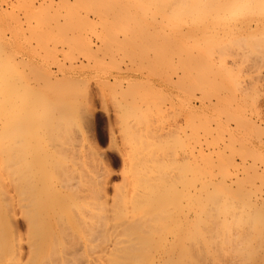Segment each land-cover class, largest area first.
<instances>
[{
    "label": "rangeland",
    "instance_id": "obj_1",
    "mask_svg": "<svg viewBox=\"0 0 264 264\" xmlns=\"http://www.w3.org/2000/svg\"><path fill=\"white\" fill-rule=\"evenodd\" d=\"M180 3V0H0V224L13 226L14 241L18 246L12 256L17 259L10 260L9 264H34L37 259L35 240L32 242L28 238V223L33 226L32 230L49 232L47 236L55 240L53 246L47 248V254H40L45 257L53 254L50 264L160 263L161 258L155 256L158 244L164 242L165 248L170 243L177 248V236H180L179 246L183 247V251H178L183 253V258L177 252L179 264H264V122L258 129L247 122L244 124L243 115L252 113V110L247 112L250 108L244 104L236 109L233 101L227 102L232 103V107L227 104L219 106L222 109L215 107L213 113L202 117L211 128H221L217 133H223L218 135L216 128L211 129L212 138L217 137L216 148L211 144L213 140L210 146L202 143L201 147H205L203 152L207 153V158L211 154L212 160H202L204 155L198 153V143L190 145L195 141L187 139L182 144L184 147L179 149L180 145L177 146V140L178 144L182 142L177 131ZM220 12L221 15L228 14V11ZM203 86H207L205 91ZM203 86V93L213 89L208 84ZM226 105L228 112L224 109ZM232 108L233 114L229 112ZM241 108L246 112H241ZM236 110H240L241 114ZM262 111L264 116V109ZM228 113L236 118L243 115L241 119H234L237 124H233L231 120L234 117L230 119ZM217 116L223 121L218 119L220 125L216 126L214 120L218 121ZM241 121L246 129L238 126ZM208 123H203L202 127H207ZM231 131L236 133L237 138L256 136L261 141L255 146V143L251 146L241 142L238 145L234 140L223 141L222 137H227ZM187 132L190 134L189 126ZM210 148L213 149L209 153ZM219 148L224 150L230 161L223 162L225 157L220 154ZM189 149H192L191 153ZM178 150L184 153L180 154ZM213 151L217 152L212 154ZM242 151L247 154H242L244 160L240 157ZM186 153L189 157L183 155ZM182 156L188 160L185 161ZM217 161L225 165L224 169ZM201 162L213 166V171L208 164L202 165ZM177 163L178 167L185 165L186 168L189 164L190 172L182 170L190 174L186 172L188 175L181 176V170L177 176ZM228 164L227 171L232 175L223 172ZM196 165L201 166L196 168ZM216 167L220 171L214 170ZM214 171L221 173L224 181ZM189 175H192V180ZM185 176L191 183L195 179L197 181L192 186H188L190 182H185L190 189L180 194L193 196L194 199H191L194 202L186 203L181 197L179 204L184 206H181L182 210L177 206L176 193L183 180L181 182L177 177L182 179ZM193 184L196 187L199 185L194 188ZM185 185L181 190H187ZM199 191L213 196L223 194L220 200L219 196L214 197L219 200L215 202L220 204L209 202L212 209L218 207L213 209L215 221H207V216L201 218L205 213L210 216L207 200L211 196L207 199ZM200 198L204 203L199 201ZM246 201L250 204L247 202V205ZM167 202L168 208L165 206ZM202 207L209 208L208 212ZM196 209L204 213L196 212ZM165 211L168 212L165 214ZM187 212V216L184 215ZM182 215L186 221L181 218ZM194 217L201 218V223L203 220L208 222L205 225L209 228L205 231L207 233H203L205 227L202 229L199 221V225L195 223L198 219ZM177 220L178 223L181 221V225L177 224ZM130 222H133L132 226L128 225ZM102 223L103 226L100 225ZM91 225L98 231L103 227L96 237L98 241L91 240ZM122 225H127L126 229L132 227L135 238H145L144 243L145 236L148 237L146 243L150 238V244L145 245L143 250L147 253L141 250L145 259L142 255L138 256L140 252L135 255L137 258H123L117 250H113L117 253L115 256L112 251L113 254H109L108 248L114 240L126 239L125 234L120 235L124 230ZM149 226L154 231L149 230ZM177 229L182 234L180 231L177 234ZM183 231L188 235L185 236ZM130 235L134 240V236ZM170 238H176V243ZM70 240L71 244L73 240L79 246L80 251H74L72 245L68 248ZM97 243L98 246L108 243L102 245H108V248L103 247L104 252H100L99 249L103 251V248L97 249ZM184 243L187 245L184 246ZM90 245L93 247L91 250L97 253L89 249ZM171 246H166L165 250L160 246L159 252L169 251L171 255ZM156 247L155 252V249L151 250ZM167 252L162 253L167 256L163 257V264H170L166 259L169 258Z\"/></svg>",
    "mask_w": 264,
    "mask_h": 264
},
{
    "label": "bare ground",
    "instance_id": "obj_2",
    "mask_svg": "<svg viewBox=\"0 0 264 264\" xmlns=\"http://www.w3.org/2000/svg\"><path fill=\"white\" fill-rule=\"evenodd\" d=\"M179 1V0H178ZM180 4H182L181 6H179V9H178V13H179V18H180V24H179V30H178V32H177V36H178V38H177V43H178V61H177V89H178V93H177V98H178V103H179V107L177 108L178 110V115H177V125H178V128H177V131L179 132V134H178V139L180 140V138H181V143L180 144H178L179 142H178V140H177V146L178 145H180L179 146V149H180V147H184V145L182 146V144H184L183 142H187V139L188 140H192V141H195L194 143L192 142V143H190V145L191 144H197L198 145V147L199 148H197L198 150V153L199 152H201V153H203L202 154V156H203V158H202V160L203 159H208L209 158V160L211 159H213L210 155L211 154H209L208 156V158H207V153L206 152H203V149L205 148H202L201 146L202 145H204L205 143H208L207 145H209L210 146V142L212 141L213 143H211V144H213V145H215L217 142L215 141V139L217 138H215V139H213L212 138V134H211V131L214 129V128H216L215 126H212V128L210 127V124L208 123V121L207 122H203V119H204V121H205V118H203L202 119V117H207L208 116V113H210V112H212L213 113V109L215 108V107H219V106H221V107H223L225 104H227L228 106H231L232 107V103H227V102H234V105H236V109L239 107L240 108V104H244V105H246V106H248L247 108L249 109L247 112H251V110H252V113H247V114H242L243 115V117L242 118H244V120H243V123L244 122H247L248 124H250L251 126L253 125V126H255V128L257 127V129H258V127L261 125V123H263L264 122V116H263V109H264V0H190V1H187V0H180ZM179 3V2H178ZM220 11H228V14L227 15H221V12ZM190 18V20H188ZM189 21H190V23H189ZM204 84H208V85H210L211 87H213V89H212V91H210V90H208V91H210V92H207V93H203L205 90H206V87H204L203 85ZM202 86H203V88H204V91H203V89H202ZM208 88H210V87H208ZM211 89V88H210ZM227 105L225 106V108L224 109H226V107H227ZM233 105V106H234ZM239 105V106H238ZM244 105L242 106V107H244ZM221 107H219V108H221ZM231 107H230V109H231ZM245 108V107H244ZM222 109V108H221ZM227 110V109H226ZM226 110H223V111H225L226 112ZM241 110H242V108H241ZM244 110V109H243ZM243 110L241 111V112H243ZM237 111V110H236ZM240 111V110H239ZM239 111H237V112H239ZM254 111V112H253ZM227 112H228V110H227ZM226 112V113H227ZM229 112H232V114H233V112H234V110H233V108H232V110H230ZM237 112L235 113V114H237ZM244 112H246L245 110H244ZM216 113V112H215ZM218 113V112H217ZM231 113H230V115L232 116V117H234L233 115H232ZM239 114H241L240 112H239ZM239 114H237V115H239ZM0 115H1V112H0ZM210 115V114H209ZM216 115H218V114H216ZM241 115V116H242ZM228 116H229V113H228ZM231 116H229L230 117V119L232 118ZM241 116L240 117H238V118H236L237 116H235L234 118H233V120H231L232 122H234V119H241ZM213 117H214V115H213ZM218 117V116H217ZM212 118V117H211ZM214 118H216V116L214 117ZM218 119H220L219 117L217 118V120ZM221 120V119H220ZM1 121V120H0ZM215 121V123L216 124H214V125H220L219 124V120L218 121H216V119L214 120ZM221 121H223V119L221 120ZM220 121V123L221 124H223L222 122ZM236 121H238V120H236ZM230 121H228V123H229ZM203 123H205V125L208 123V125H207V127L205 128L204 126L202 127V124ZM212 124V123H211ZM233 124H237V123H233ZM242 124V121H241V123L238 125V126H242L241 125ZM245 124V123H244ZM224 125V124H223ZM189 126V129H190V134H188V132H187V127ZM234 126V125H233ZM237 126V128H239ZM220 127H222V126H220ZM228 127V126H227ZM244 126H242V128H243ZM204 128V129H203ZM229 128V127H228ZM227 128V129H228ZM242 128H239V129H242ZM245 128V127H244ZM264 128V127H263ZM212 129V130H211ZM226 129V128H225ZM229 129H231V127L229 128ZM232 129H233V127H232ZM236 129V128H235ZM246 129V128H245ZM244 129V130H245ZM256 129V130H257ZM262 129V128H261ZM215 130V129H214ZM217 130L219 131V130H221V128L220 129H217L216 128V130H215V133H217ZM189 131V130H188ZM222 131H226V130H223L222 129ZM228 131H230V130H228ZM234 131V130H233ZM233 131H231L230 133H229V135L227 134V137H222L223 138V141L225 140H227V141H233L234 140V143L237 141L238 143V145H239V143L241 142V143H248V144H251V146L254 144V146L256 145V143L257 142H259V141H261L260 140V137H256L255 136V138L254 137H239V134H238V137L239 138H237V137H235L236 135V133L234 134V132ZM237 131V130H236ZM239 131V130H238ZM243 131V130H242ZM241 131V132H242ZM240 132V133H241ZM259 132V131H258ZM261 132V131H260ZM264 132V131H263ZM213 133V132H212ZM220 133H222V132H220ZM220 133L218 132L217 134L218 135H220ZM225 133V132H224ZM262 133V132H261ZM217 134H215V136H217ZM223 134V133H222ZM221 134V135H222ZM226 134V133H225ZM241 134H244V133H241ZM240 134V135H241ZM263 134V133H262ZM262 136H264V135H262ZM190 137H194L193 139L191 138V139H189ZM213 137H214V135H213ZM264 138V137H263ZM186 140V141H185ZM262 140H264V139H262ZM215 142V143H214ZM202 143H204V144H202ZM221 143H222V141H221ZM240 143V144H241ZM260 144V143H259ZM187 145V144H186ZM189 145V146H190ZM207 145H205V146H207ZM237 145V146H238ZM193 146V145H192ZM224 146V145H223ZM244 146V145H243ZM247 146V145H246ZM217 146L215 145V148H216ZM221 147V146H220ZM241 147H242V145H241ZM250 147V146H249ZM185 148H188V146H185ZM191 148V147H190ZM224 148V147H223ZM248 148V147H247ZM246 147H245V149H247ZM177 149H178V147H177ZM192 149H195V152H196V148H192ZM191 149V150H192ZM213 148H210V151H209V153L211 152V150H212ZM219 149H221V152L222 153H220L221 155L222 154H224V156L223 157H225L224 158V160L225 161H223V162H227L229 159H228V157H226L225 155V153L222 151V148H219ZM184 150V149H183ZM182 150V151H183ZM187 150V149H186ZM191 150L189 149V151H190V153H191ZM249 150V149H248ZM179 152H180V150H178ZM181 151V152H182ZM189 151H188V153H189ZM206 151H208V149L206 150ZM215 151V150H214ZM213 151V152H214ZM218 151V150H217ZM216 151V152H217ZM251 151V150H250ZM259 151V150H258ZM179 152H178V155H180L181 154V152H180V154H179ZM185 152H187V151H185ZM216 152H214V153H212V154H215ZM243 152V151H242ZM241 152V158H242V160H244L243 159V157H245V156H243L242 157V154H246V151L245 152H243L242 153ZM182 153H184V151L182 152ZM188 153H186V154H183V155H185V156H188L189 154ZM206 153V154H205ZM256 153V152H255ZM188 154V155H187ZM194 154V153H193ZM200 154V153H199ZM217 154H219V151L217 152ZM219 154V155H220ZM232 154V153H231ZM261 154V153H260ZM178 155H177V158H178ZM194 155H196V153L194 154ZM193 155V156H194ZM220 155V156H221ZM230 154L228 153V155L227 156H229ZM247 155V154H246ZM256 155V154H255ZM255 155H253V156H255ZM259 155V154H258ZM185 156H182V157H184L185 158ZM190 156H192V154L190 155ZM192 156V157H193ZM199 156V155H198ZM206 156V157H205ZM233 156V155H232ZM181 157V156H180ZM189 157V156H188ZM211 157V158H210ZM222 157V158H223ZM247 157V156H246ZM214 158H216V155H214ZM218 158V157H217ZM182 159L183 158H181V161H182ZM188 160V158H185V161H187ZM190 159V158H189ZM228 159V160H227ZM179 160V159H178ZM184 160V159H183ZM197 160V159H196ZM180 161V160H179ZM178 161V162H179ZM195 161V160H194ZM218 161H220L221 162V160H218ZM217 161V162H218ZM230 161V160H229ZM184 161H182V163H183ZM197 163L199 162V161H196ZM209 162V161H208ZM211 162V161H210ZM197 163H195V164H197ZM202 163V162H201ZM219 163V162H218ZM180 164V163H179ZM185 164V163H184ZM187 164V163H186ZM194 164V163H193ZM204 164H208V163H206V162H204V163H202V165H204ZM212 164V163H211ZM220 164V163H219ZM219 164H217V165H219ZM225 164V163H224ZM230 164V163H229ZM227 165V168H225V170H223V172L226 174L228 171V166H230V165ZM255 164V163H254ZM188 165L189 164H187V168H186V166L184 165V166H182V167H178V163H177V176H178V173H180L181 172V170L182 169H185V170H188ZM214 165V164H213ZM221 165V164H220ZM179 166H181V165H179ZM191 166H192V164H191ZM198 166H201V165H198ZM197 165H196V168H199ZM208 166H210V168L211 167H213V166H211V165H209L208 164ZM216 166V165H215ZM214 166V167H215ZM222 166V165H221ZM245 166V165H244ZM248 166V165H247ZM195 168V166H192V168ZM207 167V166H206ZM224 167H225V165L224 166H222L221 167V169H224ZM234 167V166H233ZM241 167V166H240ZM252 167H254V165H252ZM256 167V166H255ZM262 167H263V165H262ZM191 168V172H192V169ZM202 168H204V167H201V169ZM207 168H209V167H207ZM219 168H220V166H219ZM229 168H231V167H229ZM248 168V167H247ZM190 169V168H189ZM200 169V170H201ZM206 169V168H205ZM204 169V170H205ZM218 169V167H216V169H214V170H217ZM249 169L250 170H252V171H254V169H252L250 166H249ZM180 170V171H179ZM185 170H184V172H185ZM209 170V169H208ZM219 170V169H218ZM230 170V169H229ZM236 170V169H235ZM256 170V169H255ZM261 170V169H260ZM189 172H190V170H188ZM188 171H186L187 173H188ZM196 172L195 173H197V170H195ZM201 171H203V170H201ZM207 171V170H206ZM213 170H212V168H211V172H212ZM220 171V170H219ZM222 171V170H221ZM238 171V170H237ZM183 172V170H182V173H180V175L181 174H183V175H188V174H190V173H188V174H186V172L184 173ZM194 172V171H193ZM207 172H209V171H207ZM207 172H206V174H207ZM210 172V173H211ZM222 172V174H224ZM255 172V171H254ZM262 173H263V171H261ZM214 173H216L217 175H221V173H219L218 174V172H215L214 171ZM229 173V172H228ZM248 173V172H247ZM251 173V172H250ZM249 173V174H250ZM198 174V173H197ZM196 174V175H197ZM205 174V173H204ZM205 174V175H206ZM212 174V173H211ZM215 174V175H216ZM230 174V173H229ZM244 174V173H243ZM258 174V173H257ZM183 175H181V176H183ZM194 175V174H193ZM217 175H216V177H217ZM227 175V174H226ZM230 175H232V174H230ZM254 175H256V174H254ZM259 175V174H258ZM257 175V176H258ZM260 175H261V173H260ZM263 175H264V173H263ZM192 176V175H191ZM190 175H189V177H191ZM204 176V175H203ZM213 176V175H212ZM211 176V177H212ZM252 176V175H251ZM197 177V180H198V175L196 176ZM215 177V178H216ZM221 177H222V175H221ZM180 179V181L182 182V180H183V183L181 184V186H178V182H180L179 180H177L178 182H177V186L180 188V190H179V188H178V190L179 191H177L178 193H176L177 194V206L179 207L180 206V204H179V200H180V198L181 197H184L182 194H180V192L182 193H185L186 191H188V189H190V188H188V186H192V183L196 180H194L192 183L190 182L191 180H192V177L189 179L188 178V176H185V177H183L182 179H181V177H177V179ZM188 178V180H185V179H187ZM195 178V177H194ZM201 178V177H200ZM224 178H225V176H224ZM226 178H228L227 176H226ZM254 178V177H253ZM205 179H208V178H205ZM211 179V178H210ZM212 179H214V176L212 177ZM222 180L221 181H224L223 180V177L221 178ZM235 179V178H234ZM196 180V181H197ZM215 180V179H214ZM186 181H188L186 184H188L189 182L191 183L190 185L188 184V186H186L185 185V182ZM203 181V180H202ZM229 181V180H228ZM227 181V182H228ZM180 182V183H181ZM205 182V181H204ZM214 182V181H213ZM217 183L219 182V181H216ZM226 182V183H227ZM230 182V181H229ZM228 182V183H229ZM179 183V184H180ZM195 183V182H194ZM199 183V182H198ZM209 183V182H208ZM208 183H206L207 185H208ZM222 182H220V184H221ZM231 183V182H230ZM203 184V183H202ZM201 184V186H202V188H207V186L205 185V183H204V186ZM212 183H210V185H211ZM224 184V183H223ZM182 185H185L186 187H187V190L186 189H183V190H181V188H182ZM194 185V188H197L198 187V185H197V187L195 186V184H193ZM210 185H209V187H210ZM185 186L183 187V188H185ZM228 186V185H227ZM224 187H226V186H224ZM223 187V188H224ZM193 187H192V190L194 189ZM201 188V187H200ZM199 188V189H200ZM230 188L231 187H229V189L228 190H230ZM234 188V187H233ZM225 189V188H224ZM185 190V191H184ZM195 190V189H194ZM203 190V189H202ZM223 190V189H222ZM1 191V190H0ZM204 191H206V189H204L203 190V192ZM215 190H213V193H215L214 192ZM225 191H227V188H226V190ZM224 191V192H225ZM163 193H165V195H167V193L166 192H168L167 190H166V192H164V191H162ZM170 192V191H169ZM202 192V193H203ZM208 192V191H207ZM210 192H212V189L210 190ZM193 193V192H192ZM198 193H200V194H202L200 191L198 192ZM206 193V192H205ZM220 193V192H219ZM0 194H1V192H0ZM187 194V193H186ZM195 194V193H194ZM204 194V193H203ZM216 194V193H215ZM221 194V196L223 195L222 193H220ZM251 193H249L248 195H250ZM165 195H161V196H163V199L164 198H166V196ZM182 195V196H181ZM185 195V194H184ZM207 195V196H206ZM253 195V194H252ZM204 197H207V199H208V196H211V197H209V199L207 200L208 201V203H207V201L205 202V205H206V203L208 204V207L210 208V210H209V208L206 210L205 208H203L204 210H206V212H208V210L210 211L209 213H210V216L208 215V213H205L204 215L205 216H203V217H201V218H203V219H205V217L207 216V217H209L208 218V220L207 221H209L210 220V222H211V219L213 220V221H215L214 219H215V217L216 216H214L215 214H213V209L214 208H216V210H217V208L218 207H214L213 209H212V207H210V206H212V204H213V202H215V200H218V199H215V198H217V197H215V196H219V194L218 195H215V196H213L212 194H210L209 192H208V194L206 193V194H204L203 195ZM203 196H201L200 195V197L202 198ZM213 196V197H212ZM221 196H219L220 198H219V200L221 199ZM226 196V195H225ZM254 196V195H253ZM167 197H168V195H167ZM188 196V194H187V196L185 195V197H184V199L186 200V203H190L191 202V197L194 199V197L193 196H191V197H189ZM196 197V196H195ZM204 197L202 198V199H204ZM215 197V198H214ZM161 198V197H160ZM200 198V199H201ZM210 198H212V201H210ZM213 198H214V200H213ZM231 198V197H230ZM229 198V199H230ZM254 198V197H253ZM183 199V198H182ZM196 199H198V196H197V198H195V201H196ZM199 199V201H201L202 202V199L200 200ZM206 199V198H205ZM255 199V198H254ZM166 200V199H165ZM219 200H218V202H219ZM222 200H224V199H222ZM234 200V199H233ZM169 201V200H168ZM173 201H175V197H174V200ZM181 201H183V200H181ZM180 201V202H181ZM193 202H194V200H192ZM198 201V200H197ZM196 201V202H197ZM231 201V200H230ZM238 201V200H237ZM240 201V200H239ZM254 201H256V200H254ZM154 202V201H153ZM156 202V201H155ZM170 202H172L171 200H170ZM195 202V203H196ZM209 202H212V204L210 205L209 204ZM217 202V201H216ZM216 202L214 203V205L216 204ZM217 202V203H218ZM234 202H235V200H234ZM248 201H246V203H247ZM251 202V201H250ZM259 202V201H258ZM163 203H165V201L163 202ZM202 203H204V201L202 202ZM221 203V202H220ZM220 203H218V204H220ZM228 203V202H227ZM249 203V202H248ZM248 203H247V205H248ZM263 203V202H262ZM166 204V203H165ZM171 204V203H170ZM174 204V203H173ZM172 204V205H173ZM182 204V203H181ZM194 204V203H193ZM223 204V203H222ZM240 204V203H239ZM238 204V205H239ZM250 204V203H249ZM258 204V203H257ZM156 205V204H155ZM168 202H167V205H165L167 208H168ZM184 205V204H183ZM187 205V204H186ZM185 205V206H186ZM198 205V204H197ZM204 205V206H205ZM213 205V206H214ZM231 205V204H230ZM229 205V206H230ZM164 205L162 206V208H164L165 207ZM176 206V205H175ZM182 206V205H181ZM181 206H180V208H181ZM192 206V205H191ZM194 206H195V204H194ZM207 206V205H206ZM218 206V205H217ZM226 207H227V205H225ZM224 206V207H225ZM240 206H242V205H240ZM244 206H246V204L244 205ZM263 206V205H262ZM182 207H184V206H182ZM187 207V206H186ZM179 208V209H180ZM192 208V207H191ZM199 208V207H198ZM197 208V209H198ZM201 208V209H202ZM207 208V207H206ZM229 208V207H228ZM231 208V207H230ZM233 208V207H232ZM166 209V208H165ZM182 209V208H181ZM188 209V208H187ZM196 209V212L197 211H201V210H197ZM200 209V208H199ZM225 209V208H224ZM167 210V209H166ZM168 210H170V208L168 209ZM178 210V209H177ZM183 210V209H182ZM186 210V209H185ZM226 210H227V208H226ZM159 211V210H158ZM161 211H162V209H161ZM180 211L181 210H179V211H177V215L180 213ZM188 211H189V209H188ZM166 212H168V211H165V214H166ZM170 212V211H169ZM192 212V211H191ZM202 213H204V211L202 210L201 211ZM201 212L199 213V214H201ZM158 213V212H157ZM173 214H174V212H172ZM171 213V214H172ZM183 213V212H182ZM185 213V212H184ZM193 213V215H194V212H192ZM26 214V213H25ZM187 214H188V212L186 213V214H184V215H186L187 216ZM196 214V213H195ZM212 214V215H211ZM2 215V214H1ZM158 215H159V213H158ZM169 215H170V213H169ZM181 215V214H180ZM191 215V214H190ZM197 215H198V213H197ZM203 215V214H202ZM25 216V215H24ZM185 216V218H187ZM198 216H201V215H198ZM213 216V217H212ZM29 217H31V215H29ZM178 217V216H177ZM189 217H191V216H189ZM166 218H167V216H166ZM181 218H183V215L181 216ZM195 218V217H194ZM201 218H199V219H201ZM4 219V218H3ZM2 219V220H3ZM32 219V218H31ZM158 219H159V217H158ZM178 219V218H177ZM184 219V218H183ZM196 219H198L197 217L195 218V220ZM199 219L198 220H196L197 222H195V223H198V225H199ZM1 220V221H2ZM29 220V219H28ZM143 220V219H142ZM185 220V219H184ZM164 221V220H163ZM165 221H166V219H165ZM186 221V220H185ZM187 221H188V219H187ZM199 221V222H198ZM202 221V220H201ZM206 221V223H205V220H203V222L202 223H205V224H202L201 222H200V225L202 226L201 228L203 229L204 227H205V229H203L204 230V232L203 233H207V232H205V231H209L208 229V227H206L205 225L206 224H208V222ZM144 222V221H143ZM149 222V221H148ZM189 222V221H188ZM192 222V221H191ZM191 222L189 223V224H191ZM3 224H5V222H4V220H3V222H2ZM26 223H28V221L26 222ZM33 222L31 221V224H32ZM131 223L133 224V222H130V223H128V225L130 224L131 225ZM155 223V222H154ZM167 223V222H166ZM168 223H169V221H168ZM180 223H181V221H180ZM180 223H178V220H177V224H180ZM185 223H187V222H185ZM184 223V225H186ZM194 224V223H193ZM33 225V224H32ZM100 225H102L103 226V223L102 224H100ZM129 225V226H130ZM141 224H139V226H140ZM151 225H153V224H151ZM167 225V224H166ZM181 225V224H180ZM184 225H182V226H184ZM0 226H1V224H0ZM3 226V228H2V230L0 231V253H1V256L0 257H2V263L1 264H9V262H10V260H15V259H17V258H15V257H12L13 255H15V252H16V250H17V248H18V246H17V243L14 241V229H13V226L12 225H2ZM1 226V227H2ZM123 226V225H122ZM132 226V225H131ZM144 225L142 224V227H143ZM155 226H157V225H155ZM177 226H179V225H177ZM182 226H180V227H182ZM188 226V225H187ZM26 227H27V231H28V238H29V240H32V242H33V240H35L33 243H35L34 244V246H35V253H37L36 254V260L34 261L35 263L34 264H50V261L49 260H51L50 258H51V255H53V254H51L50 256L48 255L47 257H45V256H41L40 254H47L46 252H47V248L48 247H50V246H53V241H55L54 239L53 240H51V238L50 237H48L47 235L49 234V232H45L44 230H32V227L33 226H31L30 225V223H28V224H26ZM96 227H98V226H96ZM124 227H126L127 228V225L126 226H123L122 228L124 229L123 230V233H120V235L122 234H125L126 235V239H123V238H119V237H121V236H119L118 238L119 239H116V241L114 240V243L112 244L111 243V246L108 248L107 246L108 245H106V246H103L105 249H106V247L108 248V252H109V254L110 255H112L113 253L112 252H114L115 250H117L116 252L118 253V252H121L122 254H123V258H131L132 256H134L135 258H137L135 255L137 254H139V252H140V254L138 255V256H140L141 257V250H142V252H143V250H144V248H146V246L145 245H147V244H150V238H149V243H146L147 241V239H148V237L147 236H145L146 237V240H145V243H144V239L142 238H139V239H137V238H135V234L133 233V230H131V228L130 227H128V229H126V228H124ZM141 227V228H142ZM145 227V226H144ZM154 227V226H153ZM158 228H159V226H157ZM185 227V226H184ZM194 228H196L195 227V225L193 226ZM91 230L89 231V235L91 236V240L93 241V239H96V237L99 235V234H101L100 233V231L102 232V230H100V228L101 229H103V227H100L99 228V231L95 228V226H93V225H91ZM130 228V229H129ZM156 228V227H155ZM157 228V229H158ZM198 228V227H197ZM196 228V229H197ZM161 229V228H160ZM196 229H195V231H196ZM200 229V228H199ZM128 231V233L126 232H124V231ZM138 230H140V227H138ZM137 230V231H138ZM146 230H147V227H146ZM149 230H153V229H151V226H149ZM183 230V229H182ZM184 230H185V228H184ZM194 230V229H193ZM198 230V229H197ZM142 231V230H141ZM154 231V230H153ZM162 231H163V229H162ZM178 231H180V230H178L177 229V234H178ZM200 231V230H199ZM103 232H105L104 230H103ZM143 232V231H142ZM156 232L158 233V231L156 230ZM184 232V231H183ZM193 232V231H192ZM197 232V231H196ZM131 233H133V234H131ZM138 233V232H137ZM136 233V236L138 235L139 236V234H137ZM180 233H181V231H180ZM186 233V231L184 232V235L186 236V235H188V234H185ZM194 233V232H193ZM211 233V232H210ZM106 234H107V232H106ZM105 234V235H106ZM133 235L134 236V240H133V237L131 236V235ZM146 234V233H145ZM144 234V235H145ZM182 234V233H181ZM180 234V235H181ZM209 234V233H208ZM124 235V236H125ZM127 235H128V237H129V235L132 237V239H131V237H129V238H127ZM147 235V234H146ZM173 235L174 234H172V237H173ZM183 235V236H184ZM103 236H104V234H103ZM102 235H101V237H103ZM123 236V237H124ZM141 237H142V235H140ZM150 236V235H149ZM206 236H208V235H206ZM107 237V236H106ZM170 237V236H169ZM174 237H175V235H174ZM178 237H180V236H177V248H176V246L174 245V244H172L174 247H172L171 245H169L170 243H169V240H168V242L167 243H169L168 245H166V246H168V248H170L169 246H171L172 247V250H171V255L169 254L168 256H169V258H166V259H168L169 261H167V262H169L170 264H179L178 262H177V257H178V255L180 256V257H182L183 258V253L181 254L180 252L181 251H183V247H180L179 246V242H181V241H179L180 239H178ZM210 237H211V234H210ZM34 238V239H33ZM152 238V237H151ZM160 238V237H159ZM196 238V237H195ZM122 240V241H120V242H117V240L119 241V240ZM131 239V240H130ZM171 239V238H170ZM176 238H174V240L173 239H171V240H173V243H176V240H175ZM192 239H194V237L192 238ZM196 239H198V238H196ZM90 240V241H91ZM97 240V239H96ZM154 240V239H153ZM161 240H162V238H161ZM207 240H209L208 241V243L210 242V238L209 239H207ZM91 241V242H92ZM98 241V240H97ZM110 241V240H109ZM109 241H108V243H109ZM112 241V240H111ZM110 241V242H111ZM164 241H167L166 239L164 240ZM187 241V240H186ZM195 241V240H194ZM197 241V240H196ZM67 242V241H66ZM72 244H71V240H70V245H68V248L69 247H71V245L73 246L72 248H73V250L74 251H76V250H78V251H80V248H78L79 246L78 245H76V243L72 240ZM153 242V241H152ZM162 242H163V240H162ZM171 242V241H170ZM189 242V241H188ZM198 242H200V241H198ZM94 243H95V241H94ZM94 243H92L93 244V246L94 245H96V244H94ZM100 243H101V239H100ZM108 243H103L102 245H105V244H108ZM116 243L118 244L117 245V247H116ZM166 242H165V244H167ZM190 243V242H189ZM201 243V242H200ZM153 244V243H152ZM162 244V243H161ZM163 244H164V242H163ZM159 245L158 244V246H159V249H161L164 245ZM194 244V243H193ZM196 244H197V242H196ZM102 245H99L98 246V243H97V249L98 248H103L102 247ZM110 245V244H109ZM187 244H185L184 243V246H186ZM160 246H161V248H160ZM165 246V248H164V250L167 248ZM190 246V245H189ZM189 246H187V247H189ZM191 246H192V244H191ZM199 246V245H198ZM201 246V245H200ZM96 247V246H95ZM153 247H154V244H153ZM196 247V246H195ZM194 247V248H195ZM91 248H93V247H91V245H90V250H91ZM104 248H103V251H102V249H99V251L100 252H104ZM67 248L65 247V250H66ZM96 249V250H97ZM151 249V248H150ZM155 249V250H154ZM156 249H158L157 247L156 248H152L151 250H154V252L156 251ZM159 249L156 251V255L155 256H158V257H160L161 258V262L159 263V262H153L152 264H163L164 263V258L163 257H167V256H164L162 253H164V252H159ZM193 249V248H192ZM197 249V248H196ZM198 249H200V248H198ZM63 250H64V248H63ZM69 250H71V249H69ZM72 250V251H73ZM114 250V251H113ZM150 250V251H151ZM188 250V249H187ZM191 250V249H190ZM201 250V249H200ZM73 251V252H74ZM91 251H93V252H96V251H94L93 249L91 250ZM112 251V252H111ZM178 251H180V252H178ZM198 252H199V250H197ZM19 252H21L20 250H19ZM68 252V251H67ZM153 251H151V253H152ZM153 252V253H154ZM165 252V253H166ZM175 252H176V254H175ZM177 252H178V255H177ZM196 252V251H195ZM29 253H30V255L32 254V251L30 250L29 251ZM78 253V252H77ZM76 253V254H77ZM97 253V252H96ZM112 253V254H111ZM117 253H115L114 252V256H115V254H117ZM143 253H147V250L145 251V252H143ZM164 253V254H165ZM191 253V252H190ZM202 253V251L200 252V254ZM73 254V253H72ZM106 254H107V252H106ZM150 254V253H149ZM148 254V255H149ZM181 254V255H180ZM189 254V253H188ZM95 255H97V254H95ZM99 255V254H98ZM102 255H104V254H101L100 256H102ZM144 255V254H143ZM142 255V256H143ZM177 255V256H176ZM54 256V255H53ZM52 256V257H53ZM189 256V255H188ZM192 256V255H191ZM197 256V255H196ZM99 257V256H98ZM105 257V256H104ZM149 257H153V256H149ZM133 258V257H132ZM139 258V257H138ZM143 258L145 259V257L143 256ZM190 258V257H189ZM143 259V260H144ZM180 259V258H179ZM178 259V260H179ZM191 259V258H190ZM194 259V258H193ZM45 260V261H44ZM136 260V259H135ZM140 261L142 260V259H139ZM139 260H137V262L139 261ZM188 260V259H187ZM186 260V261H187ZM146 261V260H145ZM183 260H181V262H182ZM191 261V260H190ZM115 262V261H114ZM52 263V262H51ZM126 263V262H125ZM135 263V262H134ZM138 263H141V262H138ZM150 263V262H149ZM188 263V262H187ZM54 264V263H53ZM114 264V263H113ZM115 264H116V262H115ZM124 264V263H123ZM182 264H183V262H182ZM190 264V263H189ZM192 264V263H191ZM193 264H195V262L193 263Z\"/></svg>",
    "mask_w": 264,
    "mask_h": 264
}]
</instances>
